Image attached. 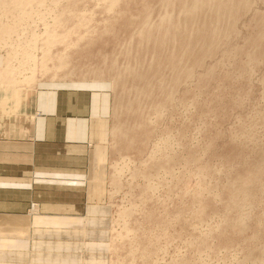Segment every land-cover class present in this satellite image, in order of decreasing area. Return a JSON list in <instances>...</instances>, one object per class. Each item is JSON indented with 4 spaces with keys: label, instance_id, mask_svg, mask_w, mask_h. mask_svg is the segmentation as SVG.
<instances>
[{
    "label": "rangeland",
    "instance_id": "rangeland-1",
    "mask_svg": "<svg viewBox=\"0 0 264 264\" xmlns=\"http://www.w3.org/2000/svg\"><path fill=\"white\" fill-rule=\"evenodd\" d=\"M0 52L110 95L108 264H264V0H0Z\"/></svg>",
    "mask_w": 264,
    "mask_h": 264
},
{
    "label": "crops",
    "instance_id": "crops-1",
    "mask_svg": "<svg viewBox=\"0 0 264 264\" xmlns=\"http://www.w3.org/2000/svg\"><path fill=\"white\" fill-rule=\"evenodd\" d=\"M4 54L0 264H108L110 95L79 81L10 83Z\"/></svg>",
    "mask_w": 264,
    "mask_h": 264
},
{
    "label": "bare ground",
    "instance_id": "bare-ground-1",
    "mask_svg": "<svg viewBox=\"0 0 264 264\" xmlns=\"http://www.w3.org/2000/svg\"><path fill=\"white\" fill-rule=\"evenodd\" d=\"M199 1V0H198ZM195 5V4H194Z\"/></svg>",
    "mask_w": 264,
    "mask_h": 264
}]
</instances>
